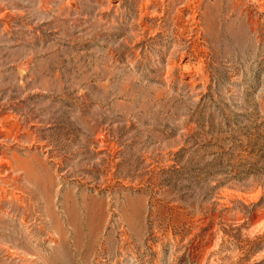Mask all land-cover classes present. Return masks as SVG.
Here are the masks:
<instances>
[{
    "label": "rangeland",
    "instance_id": "1",
    "mask_svg": "<svg viewBox=\"0 0 264 264\" xmlns=\"http://www.w3.org/2000/svg\"><path fill=\"white\" fill-rule=\"evenodd\" d=\"M0 264H264V0H0Z\"/></svg>",
    "mask_w": 264,
    "mask_h": 264
}]
</instances>
